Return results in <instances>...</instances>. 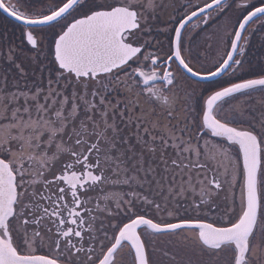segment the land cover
<instances>
[{
	"label": "snow or ice",
	"instance_id": "snow-or-ice-1",
	"mask_svg": "<svg viewBox=\"0 0 264 264\" xmlns=\"http://www.w3.org/2000/svg\"><path fill=\"white\" fill-rule=\"evenodd\" d=\"M0 14V264H264V0Z\"/></svg>",
	"mask_w": 264,
	"mask_h": 264
},
{
	"label": "rangeland",
	"instance_id": "rangeland-1",
	"mask_svg": "<svg viewBox=\"0 0 264 264\" xmlns=\"http://www.w3.org/2000/svg\"><path fill=\"white\" fill-rule=\"evenodd\" d=\"M0 16H2V14H0Z\"/></svg>",
	"mask_w": 264,
	"mask_h": 264
}]
</instances>
